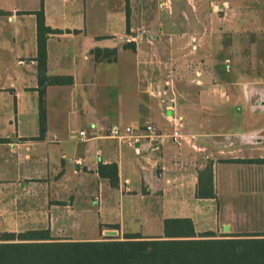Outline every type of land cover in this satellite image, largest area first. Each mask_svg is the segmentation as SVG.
<instances>
[{
  "label": "crops",
  "instance_id": "0c3cea01",
  "mask_svg": "<svg viewBox=\"0 0 264 264\" xmlns=\"http://www.w3.org/2000/svg\"><path fill=\"white\" fill-rule=\"evenodd\" d=\"M202 1L0 0V233L46 230L56 241L85 242L115 230L158 239L167 219L188 218L197 234H264V86L210 83L207 70L197 71V84L156 91L141 80L148 55L133 52L135 29L149 38L145 29L157 25L190 28L194 35L171 40L188 45L192 60L197 30L213 29L214 1ZM42 9L45 25L60 31L47 37V77L64 80L45 87L43 136ZM166 12L173 21H151V13ZM181 54L173 48L171 59ZM178 119L181 146L119 141L107 131L153 124L171 133ZM70 124L88 129L68 133ZM112 164L116 186L99 174ZM208 167L212 186L200 178ZM211 187L213 197L199 195Z\"/></svg>",
  "mask_w": 264,
  "mask_h": 264
},
{
  "label": "trees",
  "instance_id": "16d2710c",
  "mask_svg": "<svg viewBox=\"0 0 264 264\" xmlns=\"http://www.w3.org/2000/svg\"><path fill=\"white\" fill-rule=\"evenodd\" d=\"M38 22V67L40 83V131L47 129L44 103L45 87L64 81L47 77V37L60 33L45 25L43 9L36 13ZM99 174L113 186L118 183L117 165H100ZM212 186V169L200 174ZM200 196L213 197L210 191ZM116 228V226H111ZM0 264H264V234L223 235L214 232L197 234L188 218L167 219L164 236L146 239L127 235L123 240L56 241L49 231L0 233Z\"/></svg>",
  "mask_w": 264,
  "mask_h": 264
},
{
  "label": "rangeland",
  "instance_id": "374dc122",
  "mask_svg": "<svg viewBox=\"0 0 264 264\" xmlns=\"http://www.w3.org/2000/svg\"><path fill=\"white\" fill-rule=\"evenodd\" d=\"M213 1V29L197 30V54L191 53L192 60L186 58L190 56V51L187 50L189 46L178 41L177 45L173 46L171 39L174 34L177 37H188L190 31L194 35L195 30L172 26L164 29L157 28V25L155 30L145 29L149 31L147 38L140 36L144 31L142 28L135 29L132 34L135 35L134 40H137L135 43L139 45L138 50L133 52L148 55V59L142 62L147 68L146 74L141 78L143 83H153L156 91L163 90L168 83L169 86L194 85L197 84V71L208 70L212 71L210 83H248L264 86V0ZM150 15L151 21H173L175 16L170 12ZM137 35L139 37H136ZM207 36L210 38L208 42L205 39ZM173 48L181 50L179 60L171 59ZM113 55V52L101 53L102 60H112ZM123 88L124 93L128 94V88ZM168 126L165 128L166 132L171 131L170 125ZM82 128L88 129L84 124H70L66 132H77ZM2 227L4 226L0 225V231ZM107 234L102 235L100 239L112 237L123 240L126 236L125 233H117L115 230L109 231V234L115 235Z\"/></svg>",
  "mask_w": 264,
  "mask_h": 264
},
{
  "label": "built area",
  "instance_id": "2783aa9c",
  "mask_svg": "<svg viewBox=\"0 0 264 264\" xmlns=\"http://www.w3.org/2000/svg\"><path fill=\"white\" fill-rule=\"evenodd\" d=\"M173 122V129L171 133H163L158 130L153 124L142 125H126L119 124L113 125L109 130V137L119 141L139 142L140 140L147 139L149 143L164 144L171 142L173 145L181 146L185 142V136L182 132V125L180 119ZM83 140L87 139V132H80Z\"/></svg>",
  "mask_w": 264,
  "mask_h": 264
}]
</instances>
